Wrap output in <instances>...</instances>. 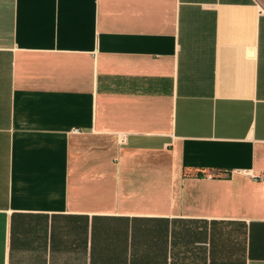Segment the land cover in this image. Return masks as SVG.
Listing matches in <instances>:
<instances>
[{"label":"crops","instance_id":"1","mask_svg":"<svg viewBox=\"0 0 264 264\" xmlns=\"http://www.w3.org/2000/svg\"><path fill=\"white\" fill-rule=\"evenodd\" d=\"M0 264H264V2L0 0Z\"/></svg>","mask_w":264,"mask_h":264},{"label":"rangeland","instance_id":"2","mask_svg":"<svg viewBox=\"0 0 264 264\" xmlns=\"http://www.w3.org/2000/svg\"><path fill=\"white\" fill-rule=\"evenodd\" d=\"M261 1H263V2H264V0H261Z\"/></svg>","mask_w":264,"mask_h":264}]
</instances>
